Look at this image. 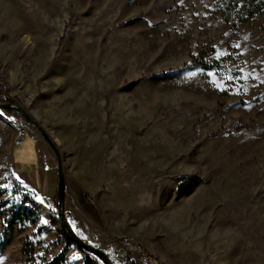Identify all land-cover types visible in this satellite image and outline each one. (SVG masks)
<instances>
[{"label":"rangeland","instance_id":"1","mask_svg":"<svg viewBox=\"0 0 264 264\" xmlns=\"http://www.w3.org/2000/svg\"><path fill=\"white\" fill-rule=\"evenodd\" d=\"M198 58L217 67L163 73ZM0 73L63 166L83 169L91 207L118 213L160 264H264V11L233 22L216 0H0ZM16 118L29 129L18 150ZM37 125L0 108V264H45L65 245L37 210L6 225L30 206L10 154L33 163L40 144L56 163ZM119 238L98 248L112 257ZM79 251L63 264H83Z\"/></svg>","mask_w":264,"mask_h":264},{"label":"crops","instance_id":"2","mask_svg":"<svg viewBox=\"0 0 264 264\" xmlns=\"http://www.w3.org/2000/svg\"><path fill=\"white\" fill-rule=\"evenodd\" d=\"M21 143L22 140L19 142L13 141L10 144V148L18 150V146H20ZM35 149L36 155L34 153V162L29 164L23 160L24 157L21 154H10V174L14 180L23 184V186L29 191V199L34 206V210H37L36 215H40L41 220L49 221L55 226V228L60 229L61 223L57 210L56 213H54L53 209L49 208L50 201L53 199L54 195L56 196V163H54L50 157L46 156L45 150L42 149L40 144L36 145ZM66 162L68 163L66 164ZM64 167L67 168H64L66 188L62 204L63 210L71 209L73 211V220H67L71 223V227L75 231L78 230L81 237L86 239L91 238V240H87L89 243L96 245V247H102L106 251H111V247L109 250L106 249V243L108 239L114 236L121 237L123 235H128L133 238L134 241L140 242L134 235L135 230L133 227L130 228L128 225L117 223L119 220L122 221L118 213L106 217L103 213L94 210V208L91 207V203L86 200L88 184L87 180L84 178L83 169L76 168L75 165L71 161H67L66 158ZM45 184L47 185L46 196L43 194L42 189ZM42 212L44 213V216H42ZM36 219H38V216ZM73 222H77L78 226L76 225L77 223L75 224ZM101 225L103 227H101ZM79 226L80 229H76ZM92 231H94V234ZM142 244L149 249L153 255L155 254V251L149 242L143 241ZM120 245L121 242L119 238L117 248L113 254L118 251ZM79 252L85 255L83 251L81 252L80 250ZM83 259L84 257L82 260ZM78 264H80V262Z\"/></svg>","mask_w":264,"mask_h":264},{"label":"trees","instance_id":"3","mask_svg":"<svg viewBox=\"0 0 264 264\" xmlns=\"http://www.w3.org/2000/svg\"><path fill=\"white\" fill-rule=\"evenodd\" d=\"M219 11L222 15V17L225 20L233 21V22H242L249 17H251L255 13L263 12L264 11V0H216ZM65 35L63 34L57 44V47L55 49V55L59 52V49L61 45L63 44ZM201 67L205 69L217 67L216 62L212 61H206L202 58L189 60L183 63H180L174 67H170L168 70L163 71V73L175 71V70H182L186 68L191 67ZM7 82L6 79L3 77V75L0 73V101H7L12 102L13 98L5 94V90L7 88ZM107 105V98L105 97V106ZM4 110L15 117L26 119L23 113L20 111L8 107L4 108ZM205 117L199 118L194 122V129L195 132L197 130L198 124L204 119ZM248 126L247 123L239 122L234 126H231L229 128H226L225 130H221L223 133H230V132H236L241 129H244ZM143 132V128L136 132V134H141ZM66 188V185H64V189ZM54 200H56V196L54 197ZM30 202V206L28 204V207L23 204L22 206L16 208L11 214L7 221V227H13L15 226L19 221H25V220H33L35 218V212H34V206L32 205L31 200L26 201ZM60 233L63 235L65 239V245L60 249V251L51 257L50 259H47L45 261V264H63L64 262V254L67 250V247L69 244L74 243V241L71 239L70 234L66 230V228L63 225H60ZM81 251L85 253V258L83 264H104L101 259H99L94 254L86 251L85 249L77 246Z\"/></svg>","mask_w":264,"mask_h":264},{"label":"water","instance_id":"4","mask_svg":"<svg viewBox=\"0 0 264 264\" xmlns=\"http://www.w3.org/2000/svg\"><path fill=\"white\" fill-rule=\"evenodd\" d=\"M8 107H11V108H14V109L20 111L21 113H23V115L25 116V118L27 120H30L34 124L37 125V123L32 120L27 109L24 108L17 101H14V102L0 101V108H8ZM37 127L40 130V132L42 133L43 137L45 138V140L47 141V143L49 144V146L51 147L52 151L54 152V154L56 156L57 187H56L55 207H56L57 214H58L61 225H63L66 228V230L68 231V233L71 236V239L74 241V243L77 246H79V247L85 249L86 251L94 254L99 259H101L104 264H115L112 261V258L105 251H103L102 249H100V248L86 242L85 240H83L74 231V229L71 227L70 222L65 218L63 205H62L63 200H64V194H65V189H64L65 172H64V166H63V156H62V153L59 149V146L54 141V139L45 131V129L43 127H41L40 125H37ZM27 130L29 131L28 128H27Z\"/></svg>","mask_w":264,"mask_h":264},{"label":"built area","instance_id":"5","mask_svg":"<svg viewBox=\"0 0 264 264\" xmlns=\"http://www.w3.org/2000/svg\"><path fill=\"white\" fill-rule=\"evenodd\" d=\"M18 122L17 135L14 138V142H19L25 134L27 129L25 124L15 119ZM86 200L92 203V197L86 196ZM64 216L66 219L73 220L74 213L71 209L64 210ZM77 223V222H73ZM78 226V223L76 224ZM121 245L118 251L111 257L115 264H157L150 256L149 250L139 242H134V239L128 235L120 237Z\"/></svg>","mask_w":264,"mask_h":264},{"label":"bare ground","instance_id":"6","mask_svg":"<svg viewBox=\"0 0 264 264\" xmlns=\"http://www.w3.org/2000/svg\"><path fill=\"white\" fill-rule=\"evenodd\" d=\"M18 127V123L16 124ZM150 256L153 257V260L156 261L157 264H160V262L158 261V259L156 257H154L150 252H149Z\"/></svg>","mask_w":264,"mask_h":264}]
</instances>
